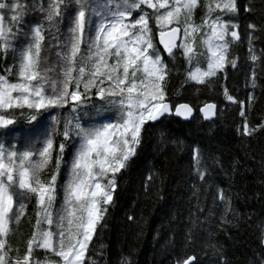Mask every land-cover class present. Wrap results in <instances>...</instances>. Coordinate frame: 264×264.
Wrapping results in <instances>:
<instances>
[{
  "label": "snow or ice",
  "instance_id": "obj_1",
  "mask_svg": "<svg viewBox=\"0 0 264 264\" xmlns=\"http://www.w3.org/2000/svg\"><path fill=\"white\" fill-rule=\"evenodd\" d=\"M199 10L203 15L197 23ZM239 11L237 0H0V57L7 61L13 54V63L0 74V264H106V246L94 250L93 243L114 203L119 176L149 128L166 114L186 120L193 114L190 104L174 105L167 95L173 69L179 72V60L184 61L180 87H192L196 93L201 87L214 89L220 74L226 82L227 67H239L240 58L232 49L242 37L239 24L231 19ZM244 11L252 12V4ZM34 13L42 19L25 32ZM65 21L66 33L61 30ZM247 28L255 89V66L264 64V50L258 55L253 44L259 26L248 23ZM22 33L25 42L18 46ZM49 40L55 43L46 54ZM52 48L57 49L55 62L50 61ZM221 87L224 99L238 104L244 118L237 131L250 137L264 130V123L251 128L245 102L231 95L226 83ZM254 100L249 93V107ZM216 107L206 103L200 108L205 120ZM17 112L30 126L29 134L20 138L27 144L24 150L11 142ZM82 112L90 117L86 124ZM104 112L113 118L97 120ZM45 113L51 124L37 130L33 143L32 130ZM69 145L72 156L66 160ZM193 159L195 175L206 182L208 169L199 147ZM217 195L225 205L221 222L229 223L232 200L222 188ZM33 201L35 219L32 223L28 218L32 231L21 252L10 243L16 234L13 225L19 227ZM208 246L220 252L215 244ZM120 264L131 261L123 257ZM176 264H199V259L178 257ZM220 264H227L222 254ZM259 264H264V253Z\"/></svg>",
  "mask_w": 264,
  "mask_h": 264
},
{
  "label": "trees",
  "instance_id": "obj_2",
  "mask_svg": "<svg viewBox=\"0 0 264 264\" xmlns=\"http://www.w3.org/2000/svg\"><path fill=\"white\" fill-rule=\"evenodd\" d=\"M237 3L240 11L231 19L239 24L242 39L232 49V55L239 56V67L232 69L229 65L226 82L220 74L214 89L201 87L196 93L189 86L181 89L186 65L179 60V72L173 69L167 95L174 105L190 104L194 114L187 122L173 115L161 118L145 132L137 155L119 176L114 203L93 243L94 250L100 244L106 246V264H120L123 257H128L131 264H176L178 257L184 259L189 255L198 257L199 264H220L221 254L227 264H259V256L264 253L261 245L264 230V130L250 137L237 131L238 127L242 128L244 118L239 115L238 104L224 99L221 85L226 83L230 94L245 102L251 128L264 123V64L255 66L258 86L253 89V65L248 58V33L251 30L247 28L248 23H255L261 29L253 40L259 55L264 50V2L237 0ZM248 4H252V12L244 11ZM202 15L203 11L199 10L197 23ZM27 26L26 21L25 28ZM12 63L11 52L7 61L0 57V70ZM178 91L180 95L176 94ZM249 93L255 96L250 107L247 104ZM208 102L216 104V113L212 120L204 121L199 109ZM17 116L11 142L21 147L20 138L30 126L19 117V112ZM196 147L200 148L208 169L206 182L195 175L193 150ZM70 153L71 145L66 160ZM60 179L62 183L64 176ZM221 188L232 200V212L227 216L229 223L221 222L225 208L217 195ZM33 208L34 201L29 204L28 215L19 225L27 229L22 239V252L32 231L28 218L31 217L34 223ZM129 216L134 219L129 220ZM15 241H11L13 246ZM209 244H215L220 252H214ZM39 258L42 259V253Z\"/></svg>",
  "mask_w": 264,
  "mask_h": 264
},
{
  "label": "rangeland",
  "instance_id": "obj_3",
  "mask_svg": "<svg viewBox=\"0 0 264 264\" xmlns=\"http://www.w3.org/2000/svg\"><path fill=\"white\" fill-rule=\"evenodd\" d=\"M31 2H32V0H29V3H31ZM149 11H151V10H149ZM69 14H72L71 9L69 10ZM41 19H42V17H41V15L39 13L30 14L28 16V18H27V24H28V26H27V28H24V31L25 32H28L29 31V27L31 25H34L36 23H39ZM95 19L96 18L93 17V20L94 21H95ZM226 19H228V17H226ZM45 27H47V25H45ZM61 30H62V32L66 33V31H67V22L66 21H65V23L63 25H61ZM53 31H55V30L53 29ZM46 35H48V33H46ZM24 42H25L24 41V36H23V33H22L21 36H20V38H19L18 44H23ZM50 43L51 44H54L55 42L54 41H50V40L45 42L46 54H49L47 52V49L49 48ZM56 50H57L56 48H52L51 49V52H50V61L51 62H55V60H56V56H55ZM5 69L6 68H4L2 71L0 70V74H4ZM95 102L97 104L99 103V101H95ZM89 111L91 112L92 110H89ZM53 114H56V113L53 112ZM112 118H113V114L111 112H104V113H102L101 116L96 117L97 120H102L103 122H107L108 120H110ZM89 119H90V117L88 115H84L83 112L81 113L82 123H85L86 124L89 121ZM50 124H51V118L45 113L44 114V118H42L40 120V123L38 125H36V128L32 130L31 136H32V142L33 143H35L37 141V139H38L37 130L41 129V127L43 125H50ZM28 134H29V131L26 132L25 134L23 133V136L24 135L26 136ZM19 142H20V145H21V147H19L20 150H24V148L27 146V144L21 143V140ZM12 143H15V142H12ZM71 156H72V147H71V153H70V156L68 157V159H70ZM61 198H62V193H61ZM59 206H60V200L58 199L57 204H56V207L59 208ZM14 231H15L16 234L14 236H12L10 238V240L11 241H15L16 240L15 241L16 244L14 246L19 245L20 248H21V252H22V239L26 235L27 229L25 228V226H21V227H18V228L15 227L14 228ZM11 241H10V243H11ZM43 258L44 257H43V253H42V259Z\"/></svg>",
  "mask_w": 264,
  "mask_h": 264
},
{
  "label": "water",
  "instance_id": "obj_4",
  "mask_svg": "<svg viewBox=\"0 0 264 264\" xmlns=\"http://www.w3.org/2000/svg\"><path fill=\"white\" fill-rule=\"evenodd\" d=\"M156 41H157V44H158V39H157ZM161 47H162V46H161ZM165 54H166V53H165ZM208 103H212V102H208ZM205 104H206V103H205ZM203 105H204V104H203ZM203 105H202L201 107H203ZM201 107H200V108H201ZM199 112H200V109H199ZM215 112H216V110H215ZM200 113H201V112H200ZM166 115H167V114H166ZM201 115L203 116V113H201ZM173 116L176 117L175 115H173ZM192 116H193V114H192ZM192 116L189 117L187 120L184 119L183 117H176V118L182 120L183 122H187V121L191 120ZM214 116H215V114H214V115H211L210 118L207 119V120H205V119H204V116H203V119H204L205 121H210V120H212V119L214 118Z\"/></svg>",
  "mask_w": 264,
  "mask_h": 264
},
{
  "label": "bare ground",
  "instance_id": "obj_5",
  "mask_svg": "<svg viewBox=\"0 0 264 264\" xmlns=\"http://www.w3.org/2000/svg\"><path fill=\"white\" fill-rule=\"evenodd\" d=\"M200 113V112H199ZM216 113V112H215ZM193 114H194V111H193ZM200 115H201V113H200ZM202 116V115H201ZM215 117V116H214ZM202 118H203V116H202ZM204 120V119H203ZM205 121V120H204Z\"/></svg>",
  "mask_w": 264,
  "mask_h": 264
}]
</instances>
